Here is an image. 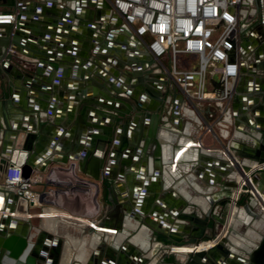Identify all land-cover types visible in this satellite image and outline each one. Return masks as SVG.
I'll return each instance as SVG.
<instances>
[{
    "label": "crops",
    "instance_id": "crops-1",
    "mask_svg": "<svg viewBox=\"0 0 264 264\" xmlns=\"http://www.w3.org/2000/svg\"><path fill=\"white\" fill-rule=\"evenodd\" d=\"M42 1H21L27 7L30 18L26 23L27 28H24L25 36L23 35L20 41L24 54L14 53L11 50L8 51L9 53L2 54V48H0L2 55L0 63H5L6 69L10 73V78L7 77V81L12 83L13 89V98L9 95H6L5 98L0 96V124L5 126V123L8 122L15 130L14 132L8 131L4 151L7 153L6 156L10 160V164L21 166L24 164L25 156L28 155L40 167L46 168L44 172L36 171L34 173L44 175L45 179L42 183H45L46 187L44 192L49 193L46 201L41 200L39 204L31 206L28 217L26 219L23 217V221L28 222L27 218H29L30 222V213L43 204L47 210L44 215L49 224L46 227L47 230L59 231L56 230L57 225L51 219L54 215L75 226L86 225L88 228L86 223L81 222L82 220L94 222L95 220L104 221L106 218L102 201V186L108 175L106 173L108 164L102 169L99 181L91 178L93 174L91 165L86 167L85 172H80L78 168L75 169L72 166L74 163L72 160L74 158L73 147L78 142L80 135L77 132L81 127L79 123L89 120L90 107H92L86 109V105L77 96H83L81 90L86 89L88 97L106 101L103 95L106 93L105 87L108 86L106 81L109 79L106 71L111 70L115 74L114 82L118 83V78L122 80V76H118L117 69L120 65L111 66L109 60L107 62L108 58L101 54L108 53L106 52V42L109 38V21L106 18L108 3L106 0H78L84 7L80 12V20L74 19V23L81 25L73 24L75 29L67 32L61 30L59 25L63 16H74L73 10H75L74 5L77 0H57L58 4L54 6L56 11L48 10L45 5L41 10L39 5ZM9 2L10 0H0V13L14 12L17 14V9L8 6ZM5 31L0 27V44L5 37ZM121 37L118 34L116 39L123 40ZM94 51L100 53V56L94 55ZM8 54L12 55L11 59H8ZM53 55H56L57 59H54ZM192 61H196V58H192ZM149 85L153 84L149 83ZM94 90H97L96 95H94ZM161 92L169 102H174L173 111L176 115L174 117L173 111L171 112L170 123L166 125L169 129L161 130L160 133L166 136L165 139L169 140L171 145L176 147L174 149L171 147L173 149L171 154L174 156L172 169L167 170V167L160 174L161 178L151 184L148 194L152 196V200L149 202V210L151 209L152 213L148 217L157 219L155 211L158 208L167 214H172L181 208H184V212H188L191 202H196L200 207L216 208L217 205L211 206L206 196H213L214 193L219 192L224 182L227 181L226 172L229 170H223L226 163L220 154L223 151L222 145L236 142L238 150H241L242 146L247 148L252 146L249 137L252 130L246 125V121H244L245 126L237 122V111L242 112L241 106L238 105L237 111L232 109L235 97L227 101L215 99L225 95L224 86L216 77L210 79L209 99L206 101L193 104L180 89H178L176 97L167 96L164 88ZM230 109L232 111L226 118ZM86 110L88 112H85ZM165 113L166 110L162 108L160 110L161 118L167 120L168 116H165ZM164 124L165 122L161 120L159 125L163 127ZM18 127L21 131L35 134L36 138L33 140L34 146L31 150L25 149L24 143L18 141L17 133H15ZM148 128L149 126L145 128L146 133ZM240 129L242 131H239ZM118 133L117 131L114 141L117 140ZM80 137L84 139L83 144H87L88 137L85 135H80ZM195 143L197 148L184 147L189 144V147L195 146ZM179 144H183V147L178 149ZM233 155L240 159L236 152ZM140 158V162H143L141 161L142 157ZM244 158L243 160L246 162L251 160L249 157ZM140 162H138L139 167L142 165ZM189 165L193 166L192 170H186V166ZM124 168L125 166L121 163L111 167L113 173L109 175L118 187L116 192L119 194L117 196L120 201L122 193L130 192V185L123 178L126 174ZM134 172L132 176L136 180L132 184L133 187L136 183L143 181L139 179L141 177L140 169L134 170ZM4 176L5 172H0L1 186ZM46 202L50 206L45 205ZM133 208L135 209L134 206ZM66 211L69 213V218H64L62 214ZM22 212L21 216L25 214L24 211ZM116 213L117 211L114 210L113 214ZM139 216L141 217V215ZM108 220V225H110L115 218L112 217ZM175 222L181 223L183 228L175 230V232L170 229L167 235L175 234V237L182 238L188 232L186 230L189 227V222L177 218H175ZM133 224L137 226L135 222ZM164 224L168 225L166 222ZM141 230L136 231L138 232L134 235L136 240L131 241L139 247L147 249L150 245L149 231ZM249 236H252V239L256 238L254 232H250ZM146 241L147 243L144 244ZM234 242L237 245H243L241 240L236 239ZM201 246L205 249L208 248L205 244H201ZM64 249L65 253H47V259L53 255L56 257V261L57 259L61 260L60 264H85L88 260L91 263L92 258L95 257L96 260L92 264H106L108 260L117 264L120 255V252H105V248L98 254L71 252L70 244L66 245ZM79 258L85 260L82 262Z\"/></svg>",
    "mask_w": 264,
    "mask_h": 264
},
{
    "label": "water",
    "instance_id": "water-1",
    "mask_svg": "<svg viewBox=\"0 0 264 264\" xmlns=\"http://www.w3.org/2000/svg\"><path fill=\"white\" fill-rule=\"evenodd\" d=\"M21 1L10 0L8 3V6L17 9L16 30L14 31L11 25H0L1 28L6 30L5 37L0 44L2 54L9 53L8 51L10 50L14 53L24 54L21 50L20 41L24 35V28H27V20L30 18L27 7ZM246 3L256 9V19L251 22L242 21L240 26V44L244 60L252 55V50L256 44L260 43L264 46V26L257 18L260 13L258 1L247 0ZM40 4L39 8L41 10H43L45 5L48 10L56 11L54 6L58 4V1L43 0ZM74 7L73 17L63 16V19H61V26L59 25L61 30L71 32L75 29L73 24L81 25L80 23H74V19L80 20V12L84 6L77 0ZM107 9L106 18L109 21V38L106 42V52L108 53L101 54L108 58L107 62L109 60L110 65L118 61L121 67H125V76L121 80L118 78L121 74H118V83H116L113 81V78L116 77L115 74L111 70L109 72L106 71L109 76L106 81L108 84L105 87L106 93L103 94L106 101L88 97L86 89L81 90L83 96H77L86 105V109H88L87 107H92H90L89 120L79 123L81 127L77 131L78 134L87 136L88 140L87 144L84 145V139L79 135V140L73 147L74 158L72 160H74V163L72 166L75 169L78 168L80 172H84L89 165L95 166L97 169L96 174L93 173L91 178L99 181L102 176L101 170L105 164V156L108 154L107 146L109 148L113 147L107 172L110 171L109 167H115L120 161L125 166L129 165V171L123 178L130 185V202L135 207V212L127 209L128 213L130 212L127 215V220L129 218L131 221L137 220L140 224L137 228L139 231L141 229H152L157 235V240L164 244L173 243L165 237L167 232H170V229L175 232V230L183 228L181 223L177 224L175 222V218L188 221L191 229L189 233L191 234L192 230L195 229L197 237L201 240L208 238L206 233L209 229L217 231L222 228L220 234L216 233L214 235L213 241H215V244L212 247L201 251L196 250L197 239L192 238L188 244L194 250L191 253L175 255L173 258L176 256L177 260L187 258L186 264H264V213L259 209L258 201L252 195L244 193L240 196L239 203L235 209L231 210L230 208L231 199L238 186L239 177L244 175V172L239 168L240 164L234 159L232 154L236 152L240 156L241 161L245 159L244 157L251 158L250 162L242 161V166L246 171L252 165L264 162V85L261 83L262 78H264V52L253 63L246 62L242 65L240 82L234 95L235 100L233 99L232 109L237 111L239 102L242 112L237 111V122L245 126L244 121H246V125L252 130V133L249 134L252 146L250 148L242 146V149L238 150L236 142H233L226 153L220 152L223 161L226 163L223 170H229L226 172L227 181L224 182L219 192L214 193L213 196H206L210 205L214 206L216 204L217 207H200L196 202H191L188 212H184V208H181L172 214H167L158 208L155 211L156 215L153 212L157 219H152L148 217L152 213V210H149V202L152 200V196L148 194L149 189L154 181L161 178L160 174L167 167V170L172 169L171 165L173 166L174 156H172L171 151L176 147L171 145V142L165 139L166 136L160 133L161 130L167 131L169 128L166 125L170 123L169 117L167 120L161 118L160 110L168 101L167 98L163 97L161 90L164 88L169 97H176L178 91L172 90L171 85L173 82L170 81L165 70L143 43L123 26V20L109 4ZM118 34L122 36L123 40L118 41L116 39ZM233 45L234 50L231 53L230 61H235L237 42L234 41ZM94 53V55L100 56L97 51H94ZM1 56L0 54V58ZM53 57L57 59L56 55H53ZM11 58L12 55L8 54V59ZM93 63L96 64V62ZM7 77L10 78V73L6 69L5 63L2 62L0 63V96L5 98L6 95H9L13 98L12 83L7 81ZM244 78L247 80L245 85H243ZM149 83L153 85H149ZM96 93L97 90H94V95ZM260 107H262V110ZM232 109L229 110L226 118H228ZM191 110L194 112L193 109ZM85 112L88 111L86 110ZM173 115L175 117V111H173ZM161 120L165 122L163 127L159 125ZM117 124L119 125V133L117 142L115 141L113 144L114 129ZM147 126L149 128L146 133L145 128ZM19 128L15 132L17 133L18 141L24 143L25 149L31 150L34 146L35 134L26 133L21 131V129L19 130ZM8 131L14 132L15 130L8 122L5 123V126L0 124V172H5L7 166L11 163L6 156L7 153L4 151ZM239 131L242 130L240 129ZM189 145L184 147L189 149L197 148L196 143L194 144L195 146L189 147ZM181 146L183 147V144H179L177 148L179 149ZM226 146L224 144L222 148H226ZM140 157H142L141 161L143 162H140ZM138 162L142 164L140 167ZM23 163L21 166L27 177L36 171L44 172L46 169L40 167L28 155L25 156ZM191 165L186 166V170H192L193 166ZM138 169H140L139 175L141 176L139 179L143 181L136 183L135 187H133L132 184L135 183L136 178L132 175L135 173L134 170L137 171ZM253 183L264 195V171L253 175ZM136 186L138 187L137 189ZM48 194V192L42 194L43 202L46 201ZM0 196L4 198V202L0 207V264H60V259L56 261V257L53 255L50 259L45 257L49 252H38L40 244L44 242L42 239L33 241L32 237L30 238L23 232L13 229V226L19 227L23 217L25 219L28 217L31 205L3 185H0ZM111 206L110 209H112ZM197 207L202 209L201 214L203 217L198 216L195 209ZM118 209L120 208L117 207L115 211H118ZM22 211L25 212L23 216H21L23 214ZM117 216L112 213L106 214L101 227L108 225L109 218H116ZM27 219L29 222V218ZM51 219L57 225L59 231L56 235L58 236H82L87 229L86 225L75 226L67 221L60 220L55 215ZM165 222L168 224L167 226L164 224ZM243 224L249 226L246 236L239 232ZM48 231L52 234L55 233L51 230ZM250 232L256 234L255 239L249 236ZM174 235L171 234L172 238L177 239ZM236 239L241 240L243 245L235 244L234 240ZM48 240H52V235L48 236ZM155 247L157 248V246ZM44 249L46 250L47 248ZM94 253L98 254V252ZM79 260L82 261V258H79ZM94 260H96L95 257L92 258V262Z\"/></svg>",
    "mask_w": 264,
    "mask_h": 264
},
{
    "label": "built area",
    "instance_id": "built-area-1",
    "mask_svg": "<svg viewBox=\"0 0 264 264\" xmlns=\"http://www.w3.org/2000/svg\"><path fill=\"white\" fill-rule=\"evenodd\" d=\"M132 32L149 50L183 95L193 104L209 99L208 85L213 77H221L225 95L220 101L233 99L242 65L240 26L242 21L256 19V9L247 0H106ZM258 19L264 26V0H257ZM0 25H11L16 30V14L0 13ZM150 39V41H148ZM236 41L235 61H230ZM167 57V67L163 58ZM196 58V61H192ZM230 149V145L222 152ZM233 155V154H232ZM244 172L231 199L233 210L244 193L252 195L264 213V195L253 183V175L264 171V162L245 170L242 161L234 156ZM44 182L42 174L26 176L22 166L9 164L3 186L35 206L42 194L33 188ZM3 204L4 198L0 196Z\"/></svg>",
    "mask_w": 264,
    "mask_h": 264
},
{
    "label": "flooded vegetation",
    "instance_id": "flooded-vegetation-1",
    "mask_svg": "<svg viewBox=\"0 0 264 264\" xmlns=\"http://www.w3.org/2000/svg\"><path fill=\"white\" fill-rule=\"evenodd\" d=\"M264 52V46L263 44H256L254 49L252 50V55L245 60V63H253L256 61ZM113 65L118 66V61L113 63ZM111 64V66H113ZM124 66V65H123ZM118 73L123 74L121 78H124L125 76V67L118 66ZM128 69V68H126ZM245 78L243 79V85L246 84ZM264 85V78H262V82ZM173 91H178V87L172 83L171 85ZM239 105V102H238ZM163 109L166 110V113L164 114L165 116H170L171 117V112L173 111L174 108V102L171 103L167 101L164 106L162 107ZM161 108V109H162ZM262 110V107H260ZM252 113V112H251ZM167 114V115H166ZM119 125L117 124L115 129H114V137L116 135V132L118 131ZM115 141H113L114 144ZM112 148H109L107 146L108 154L105 156V164L106 165L110 163L109 157L111 154ZM123 164V162H119L118 164ZM117 164V165H118ZM92 173L96 174V167L92 166ZM103 167V168H104ZM102 168V169H103ZM107 172L106 168V173L108 174L103 181V191H102V201L104 203L105 207V213H114V210L119 207L117 213H116V218L113 221L112 224L110 225H104V227H101V224L103 221L98 220L91 222L90 220H82L81 222H84L87 224L88 228L86 232L83 233L82 236L78 235H70L69 237H64V236H58L56 235L57 232L54 234L49 233L46 229L48 227V222L46 221L44 215L47 210L43 204H40L38 207H36L31 213H30V222L28 223L26 220L21 222L19 224V227L17 228L16 226H13V229L18 230L26 234L28 237H32L35 240L42 239V244H40V248L38 252H64V248L66 245L70 244L72 250L71 252H79V253H84L85 252H100L105 248V252H120V255L117 259V264H186L187 258L186 259H176L173 258L175 255H183L177 252V249L179 248H184V247H190L188 242L193 238L197 239V247L200 246L201 244L203 245L206 242H211L213 241L214 235L220 234L222 232V228L219 230L215 231L214 229H209L206 233L208 235V238L205 239H199L196 235V231L192 230L191 234L190 232V227H187L188 229L182 238H172L170 234L165 236L168 238V241H172V244H164L163 242H160L157 240V235L154 233V231L148 230L149 231V241L150 245L147 249H144L142 247H139L138 245L134 244L131 239L132 237L136 234L137 228L139 222L137 220H132L137 224V228H132L129 231V235L122 237L121 235L125 234L126 230V220L128 218V210L135 212L133 205L130 202V194L129 192H125L121 194V201L119 200L116 190H118V187L116 186L115 182L112 181L110 174L113 173L111 170ZM125 172L127 173L129 171V165L125 166ZM85 172V171H84ZM102 172V170H101ZM43 175V174H42ZM43 179L44 175H43ZM114 198V200H113ZM112 205V206H111ZM110 206L112 209H110ZM110 209V210H109ZM198 216H202V209L197 207L195 208ZM64 218H69L66 216L64 213ZM63 217V216H62ZM203 217V216H202ZM196 228V227H195ZM56 226V230H57ZM197 229H199L197 227ZM249 226L243 224L239 232L246 236L248 232ZM58 231V230H57ZM153 231V232H152ZM52 235V240H48V236ZM126 235V234H125ZM157 246V248L155 247ZM44 248H47L46 250ZM176 249V251H175ZM191 253V252H190ZM249 253V252H245ZM83 254V255H84ZM47 258V254L45 256ZM173 259V260H172ZM84 261L85 259L82 258ZM82 261V262H83ZM61 262V260H59ZM81 262V263H82ZM46 264V263H45ZM85 264H90V261H86ZM106 264H114V261L108 260Z\"/></svg>",
    "mask_w": 264,
    "mask_h": 264
},
{
    "label": "bare ground",
    "instance_id": "bare-ground-1",
    "mask_svg": "<svg viewBox=\"0 0 264 264\" xmlns=\"http://www.w3.org/2000/svg\"><path fill=\"white\" fill-rule=\"evenodd\" d=\"M134 227H136L137 228V226H135L134 224H133V222L130 220V218L126 221V230H125V234L124 235H121L122 237H124V236H127V235H129V232H128V230L130 229H132V228H134ZM140 231H142V230H140ZM132 241L133 240H136V236H134V237H132V239H131ZM143 243V242H142ZM147 243V241L144 243V244H146ZM208 248H210V247H212L214 244H215V241H211V242H206V243H204ZM205 248L203 247V246H198L197 248H196V250H204ZM194 249H192L191 247H186V248H179V249H177V252H182V254H186V253H190V252H192ZM175 251H176V249H175Z\"/></svg>",
    "mask_w": 264,
    "mask_h": 264
},
{
    "label": "rangeland",
    "instance_id": "rangeland-1",
    "mask_svg": "<svg viewBox=\"0 0 264 264\" xmlns=\"http://www.w3.org/2000/svg\"><path fill=\"white\" fill-rule=\"evenodd\" d=\"M148 41H150V39H148ZM163 62H164V64H165L167 67L170 66V62H169V59H168L167 57L163 58ZM216 78H217L218 80L221 79V77H219V76H217ZM45 189H46V187H45V183H44V184H41V185H37V186H35V187L33 188V191L42 194V193L45 191ZM55 200L57 201V199H55ZM45 205L50 206V204L47 203V202H46ZM58 209H59V208H58ZM59 210H60V209H59ZM59 210H58V211H59ZM64 214H65L66 216H69L68 211H66Z\"/></svg>",
    "mask_w": 264,
    "mask_h": 264
}]
</instances>
